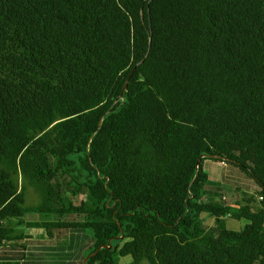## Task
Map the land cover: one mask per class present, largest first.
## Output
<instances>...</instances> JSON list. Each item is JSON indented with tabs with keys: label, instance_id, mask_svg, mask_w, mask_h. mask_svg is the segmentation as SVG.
I'll return each mask as SVG.
<instances>
[{
	"label": "trees",
	"instance_id": "trees-1",
	"mask_svg": "<svg viewBox=\"0 0 264 264\" xmlns=\"http://www.w3.org/2000/svg\"><path fill=\"white\" fill-rule=\"evenodd\" d=\"M206 160L254 190L208 200ZM25 226L87 233L79 264H264V0H0V264Z\"/></svg>",
	"mask_w": 264,
	"mask_h": 264
},
{
	"label": "rangeland",
	"instance_id": "rangeland-1",
	"mask_svg": "<svg viewBox=\"0 0 264 264\" xmlns=\"http://www.w3.org/2000/svg\"><path fill=\"white\" fill-rule=\"evenodd\" d=\"M202 169L208 175V178L211 180V184L207 189L206 198L208 200L215 199V201H219L222 197H225L223 203L227 204L228 206L234 202V186L239 187L241 190H245L246 192H252L254 189L251 185L246 184L247 179L241 178L240 176H236L235 174L228 171L226 167L221 164H217L215 162L206 160L202 162ZM227 178L228 180H225ZM205 198V199H206ZM41 195L40 192L32 187H27L25 191V205L26 207H33L40 203ZM32 217H40L37 214H30ZM207 215H201V221L206 226L212 225L211 218L206 217ZM35 219L28 217L27 221ZM226 227L231 230H239L245 224L244 220L240 221H233V220H226ZM22 231L23 235H29L30 238H25L22 241L17 242L18 244L24 246L27 249V252H24L26 257L25 261L31 262L35 259L33 256L36 254L42 246H46L52 249V252H57L59 247H68L69 243H72V249L75 252L80 251V246L86 244L87 241V233H77L72 234L70 232H55L57 233V238L55 240H46L43 237V233L39 228H28V227H19ZM71 235V236H69ZM21 250V249H20ZM22 251V250H21ZM50 251V250H49ZM84 253V251H83ZM53 258L58 259L57 256H52ZM118 264H129L130 257H124L122 259L117 260Z\"/></svg>",
	"mask_w": 264,
	"mask_h": 264
},
{
	"label": "crops",
	"instance_id": "crops-1",
	"mask_svg": "<svg viewBox=\"0 0 264 264\" xmlns=\"http://www.w3.org/2000/svg\"><path fill=\"white\" fill-rule=\"evenodd\" d=\"M71 247H72V243L70 242L68 247L66 248L59 247L58 251L55 253V252H52L51 248L42 246L41 247L42 249H40L36 254L33 255L35 259L29 263H32V264H79L81 261L82 255H83V251H85L86 249V246L85 245L84 247L80 246V251H76V252H75V249L73 251ZM21 253L22 251L18 247L11 249L9 251L8 259L12 262L17 261ZM24 256L26 257L25 254ZM52 256H57L58 259H56L55 261V259L53 258L52 260Z\"/></svg>",
	"mask_w": 264,
	"mask_h": 264
},
{
	"label": "water",
	"instance_id": "water-1",
	"mask_svg": "<svg viewBox=\"0 0 264 264\" xmlns=\"http://www.w3.org/2000/svg\"><path fill=\"white\" fill-rule=\"evenodd\" d=\"M135 68L132 69V71L129 73L128 77L126 78L125 82H124V85H123V88H122V92L121 94L124 92L127 84H128V81L130 79V77L132 76L133 72H134ZM205 158H208V157H205ZM199 162H200V159H198L197 163H196V169H195V177L197 176V173H198V168H199ZM86 260V259H85ZM85 262V261H84Z\"/></svg>",
	"mask_w": 264,
	"mask_h": 264
},
{
	"label": "built area",
	"instance_id": "built-area-1",
	"mask_svg": "<svg viewBox=\"0 0 264 264\" xmlns=\"http://www.w3.org/2000/svg\"><path fill=\"white\" fill-rule=\"evenodd\" d=\"M1 250H2V246L0 245V252H1Z\"/></svg>",
	"mask_w": 264,
	"mask_h": 264
}]
</instances>
